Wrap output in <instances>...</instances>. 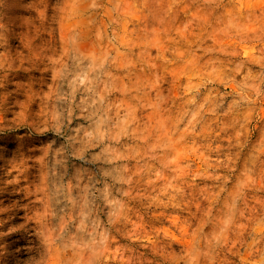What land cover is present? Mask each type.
<instances>
[{
  "label": "rangeland",
  "instance_id": "374dc122",
  "mask_svg": "<svg viewBox=\"0 0 264 264\" xmlns=\"http://www.w3.org/2000/svg\"><path fill=\"white\" fill-rule=\"evenodd\" d=\"M0 264H264V0H0Z\"/></svg>",
  "mask_w": 264,
  "mask_h": 264
}]
</instances>
